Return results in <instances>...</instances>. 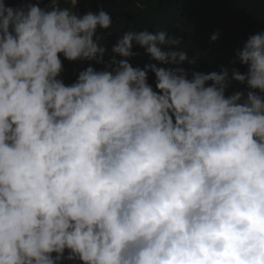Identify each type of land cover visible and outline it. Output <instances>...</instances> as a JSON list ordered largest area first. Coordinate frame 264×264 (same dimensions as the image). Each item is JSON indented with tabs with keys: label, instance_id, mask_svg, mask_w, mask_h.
Instances as JSON below:
<instances>
[{
	"label": "clouds",
	"instance_id": "clouds-1",
	"mask_svg": "<svg viewBox=\"0 0 264 264\" xmlns=\"http://www.w3.org/2000/svg\"><path fill=\"white\" fill-rule=\"evenodd\" d=\"M41 3L0 0V264H264V33L226 95L176 35L127 31L106 64L102 6ZM61 56L105 68L66 85Z\"/></svg>",
	"mask_w": 264,
	"mask_h": 264
},
{
	"label": "trees",
	"instance_id": "trees-1",
	"mask_svg": "<svg viewBox=\"0 0 264 264\" xmlns=\"http://www.w3.org/2000/svg\"><path fill=\"white\" fill-rule=\"evenodd\" d=\"M23 2L8 0L13 7ZM31 2L36 3L37 0ZM49 2L42 0L41 7ZM62 6L70 7V0L69 3L62 0ZM101 6L113 21L111 34L103 33L106 38L100 41L109 53L104 57L106 64L111 63L112 48L125 32L145 29L152 33L166 31L182 40L180 48L187 51L190 57L198 58L196 65L185 63L181 66L189 72V78L193 71L208 74L221 73L226 69L230 81L226 95L247 91L245 85L231 79V72L233 69H238L242 74L247 72V68L240 64L237 53L250 36L264 33V0H78L81 14L89 9L97 11ZM214 35L217 36L215 41L212 40ZM133 50L137 53L130 60L134 67L143 69L150 64L164 67L139 46L134 45ZM121 59L116 56L117 61ZM63 64L62 79L66 85L74 83L79 72L89 64L97 71L105 68V65L95 62L63 60ZM148 82L155 90L154 73H148Z\"/></svg>",
	"mask_w": 264,
	"mask_h": 264
}]
</instances>
